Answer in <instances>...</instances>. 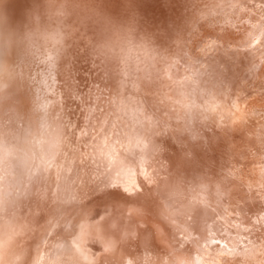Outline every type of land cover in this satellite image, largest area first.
I'll return each instance as SVG.
<instances>
[{
  "label": "bare ground",
  "instance_id": "6f19581e",
  "mask_svg": "<svg viewBox=\"0 0 264 264\" xmlns=\"http://www.w3.org/2000/svg\"><path fill=\"white\" fill-rule=\"evenodd\" d=\"M6 1L0 0V264H164L168 250L162 251L163 246L158 241L161 240V244L165 245L167 236L171 235L173 242H180L187 234L192 241V245L186 244V250L189 249L191 254L189 258H185L189 264H264V209L262 211L257 206L264 205V200H261L264 194V171L258 170L264 166V160L250 157L252 154L258 155L257 151L247 149L244 153L239 147L229 143L234 139L240 142L241 129L245 131L246 146L255 148L262 143L260 139L264 131L258 132L256 128L258 124L264 126V117H260L258 111L260 104H249L247 101L251 110L244 113L242 107L244 111L239 109L233 115L230 108L224 106L222 115L221 112L219 115L226 118V127L230 130L238 129V132L234 135L233 131L234 136H231L223 131V136L217 126L207 128V124L201 129L204 125H199L198 119L201 120L203 116L199 115L201 113L197 106L191 105V99L182 97L184 81L188 77L186 80L184 77L174 79L173 86L170 85L171 88L168 89L167 85L165 92L159 89L163 84L160 67L154 68V76L150 72L149 76L153 78L148 82V73L144 70L147 63L144 68L136 66V70L144 75H140L142 77L136 71H131L130 75L129 70L119 67L121 61L113 57L116 55L118 58L120 55H112L114 50L119 49H115L119 45V37L117 40L110 38L111 42L108 43L103 41L107 39L106 36L104 38L101 35L103 37L99 38V35H106L110 31L114 17L116 19L118 16L117 19L120 20L119 15L124 16L123 12L119 13L118 8L127 11L139 0H90L89 4L84 0H56L53 9L46 6L43 14H49L59 7L66 15L60 17V14L49 19L41 18L40 13L33 15L29 22H23L27 9L22 15L9 10L11 8L10 5L6 7ZM174 2L166 4L161 1L156 6L155 13H148L153 14L158 24L155 25L152 21L150 23L145 16L147 21L141 19L134 22L133 26L130 25V28L126 24L122 29L124 32L127 30L128 36L134 39L144 35L149 37L147 41L144 36L146 41L142 39L141 44L138 42L137 49L139 44L147 46L149 43L154 44L152 47L155 46L157 50L162 49L165 37L160 42L158 38L167 34L170 25L166 23L179 26V20L184 19L187 10H190L186 6L181 7L182 1ZM195 4L199 9L195 6V11L191 13L193 26L182 33L183 40L192 42L189 41L188 47L181 50L182 55H178L180 59L184 56L185 61L192 58L194 49H201L208 42L225 48L234 47L242 39L240 34L248 31L249 25L254 29L253 34L264 30V0H196ZM114 9L119 15L111 14L110 10ZM137 10L135 9L136 12ZM249 12H254L251 20L242 19ZM124 19L128 18L124 16ZM106 22L109 24L106 25ZM98 24L109 27L100 29ZM131 29L133 30L130 31ZM252 33L249 34L251 37ZM188 35L190 38H187ZM107 36L110 37V34ZM120 44L122 47V43ZM213 44L210 43L211 46ZM142 47L144 48L141 46V49ZM149 50L147 53L150 54ZM198 52L197 55L200 56L202 52ZM206 54L207 57L208 53ZM213 54L218 55L216 51ZM230 56L226 60L234 59L232 53ZM141 58L140 56L138 60L141 61ZM247 59L252 60L253 57ZM87 63L92 64L94 70ZM95 63L99 65L96 67ZM263 63L264 59L256 64L261 66ZM175 64L180 74L187 71L181 68L183 64L185 66L182 61ZM200 64L199 68L206 65ZM256 64L254 70H258ZM150 65H147L149 70L153 69L149 68ZM213 65L216 67V63ZM129 66L125 65V69H130ZM98 68L103 69V75L98 73ZM217 70L214 72L219 75ZM135 73L139 76V83L134 79L135 76L131 77ZM88 74L89 81H94L85 84V75ZM96 74L100 77H96ZM247 75L245 76L248 77ZM260 75L264 76V71ZM130 77L135 80V85L136 82L139 84L138 89L142 95L134 103V112L133 109L126 111L122 108L124 104H132L128 96L131 88L128 89V81L126 82ZM238 77L235 79L238 80ZM220 80L217 85H221L224 79ZM93 82L92 93L90 86ZM192 86L193 82L190 88H195ZM224 89H228L227 92L230 93L227 85ZM151 90L153 95H150ZM85 92L86 98L83 97ZM6 95L9 96L5 97ZM227 95L224 94L225 97ZM233 96L236 98V95ZM87 99L90 102H86ZM216 99L219 102L217 97ZM96 101L99 102L98 105ZM256 112L258 113L254 115ZM111 114H118L121 118L119 120H122L118 123L123 125L127 122V127L130 121L128 119H131L132 129L121 134L120 124L118 134L113 130V133L109 131L104 134L102 130L105 128L102 126L103 129L100 128L101 131L97 132L95 127L101 115L105 117V121L103 117L100 121H104L106 125L109 123V118L106 117ZM150 115L152 119L148 117ZM161 115L162 118L164 116L171 119V122L175 120L176 128L171 127L172 125L166 127L161 121ZM175 115L178 120L171 118ZM9 117L15 122L12 130L7 129ZM210 117L212 120L213 117ZM189 123L194 127L192 130L195 134L186 127ZM227 132H230L229 129ZM220 139H224V143ZM222 149L230 154L231 159L237 157L233 161L236 167L231 166L230 172L220 174L217 171L216 154H221ZM262 149L263 147L260 150ZM206 178L211 182L222 180L216 187L219 190L214 187L216 182L215 185L212 184L214 188L207 187ZM223 183H227L232 190L220 189V184ZM254 210H258L259 215L252 216L250 212L254 213ZM234 215L239 218L240 223ZM215 225L222 231L219 239H225L228 243H214L216 238L210 241L199 239L200 234L202 236L208 229L215 230ZM175 257L178 260L176 255ZM182 262L185 263V260H179V263Z\"/></svg>",
  "mask_w": 264,
  "mask_h": 264
},
{
  "label": "rangeland",
  "instance_id": "374dc122",
  "mask_svg": "<svg viewBox=\"0 0 264 264\" xmlns=\"http://www.w3.org/2000/svg\"><path fill=\"white\" fill-rule=\"evenodd\" d=\"M81 1V0H80ZM87 4H89V2H90V0H84ZM116 1H119V0H116ZM140 2H138V3H136L135 5H132V6H130L129 8H128V10L126 11V9H125V11H124V9H121L120 10V8H118L119 9V13H121V12H123V14H124V16H125V18H128V19H124V16H121V15H119L117 12L118 11H116V9H114V10H110L111 11V14H117V15H119L120 17H119V19L120 20H118L117 18H118V16H117V18L116 19H112L113 21H114V23H113V25H112V27L110 28V33L108 32L106 35H104L103 33L102 34H100L99 35V38H101V37H103L104 36V38H106L107 37V39L106 40H104L103 39V41H108V43H110L111 42V39H116L117 37H119V38H117V39H120V40H118L117 41V43L121 46V44L120 43H122V47H120L119 45H118V47H116L115 49H118V50H114V53L112 54V55H115V54H117L118 56L120 55V57L122 58V57H124L122 60L126 63H124L126 66H129V64H130V61L132 62V64H130V66H129V68L130 69H128V67H126V69H125V65L123 64V61L121 60V58L120 57H118L117 58V56L115 57H113V58H115V59H117V61L118 60H120L121 62H120V65H119V63L117 62V64L119 65V67H121L123 70H129V74L131 75L132 73H130L131 71L133 72V71H136V73H139V76L140 75H142V76H144L143 74H141L140 72H138L137 70H136V68L138 67V66H141L142 68H144V66L146 65V63H147V65H150V63L152 62V64L150 65L151 67H149V68H153V69H148V66L146 65L145 66V68H144V70H145V72L146 73H148V75H146V76H148V80H147V78H146V81L148 82L149 80H151V77L153 78V76H154V73H152V71H155V69L154 68H158V67H160L159 68V71L162 73V75H163V81H161V84H162V86L160 85L158 88L160 89V90H162V91H165V89L168 87L167 85H169V87H168V89L169 88H171L170 87V85L171 86H173L172 84V81H174V79H178V78H180V77H184L183 79H185L186 80V78H187V81H184V85H183V88H182V94H183V98L184 99H186V100H192V101H189V102H191V105H195V106H197V109H198V111H200V113L201 114H199V115H202L203 116V118H201V120L200 119H198L199 121H200V123H199V125H202V123H203V125L204 126H202V128L201 129H203L207 124V128H210V126H217V128H218V130H220V132H222L223 134V136H225V133L224 132H226L228 135L230 134L231 136H234L235 135V133L236 132H238V129H237V131H236V129H231L230 130V128H228V126L226 127V122H225V119L226 118H224V116L223 117H221L219 114H220V112H221V115H222V109H224V108H227V109H229V110H231V113H232V115L235 113V112H237V110H239L240 109V111H242L243 109L245 110H243L244 111V113L245 112H247V111H250L251 109L248 107L249 105L247 104V101H248V103L249 104H251V103H258V104H260V108L258 109V111H259V113H260V117H264V115H263V112H262V110L264 109L263 107H264V76H261L260 74H261V72L262 71H264V63L260 66V65H258V64H256V63H258V62H260V61H262L263 59H264V36H263V34H264V30H262V31H260L259 30V33L258 34H253L252 33V31L254 30H252V28L250 27V25H249V29H248V31H245V35L242 33V35L240 34V36L242 37V39H241V41H239L238 42V44H235L234 45V47H228V48H225V47H222V46H219L218 44H216V43H214V42H208L206 45L205 44H203V46H201V49H199L200 47H198V48H196L197 46H196V43H195V46H194V48H196V49H194V51L192 52V53H194L193 54V56H191L192 58L191 59H186V61H185V58H184V56H183V59H182V57H181V59L179 58L181 55H182V51L183 50H185L188 46V44H189V41H188V39L187 40H183L184 39V37H182V33H184L185 31L187 32V31H189L190 30V27L191 26H193V23H194V20H191L192 19V17H193V15L191 14V13H193V11H195V8L197 7H199V6H197L196 4H195V1L194 0H179V1H182V5H181V7L182 6H186L187 8H189L190 10H187V15L185 16V20L184 19H180L179 21V28L175 25V23L172 25V24H170V23H166V24H168V25H170L169 26V29H168V32H167V34H165V36H162L161 38L159 37L158 38V41L160 42V40L163 38V37H165V41H163V47H162V49H159V47H158V49L160 50H157L156 48H155V46H154V48L152 47L154 44H152V43H149V44H146L147 46H145V45H141V46H144V48L145 47H147V48H143L142 47V49H141V46H140V44H141V42H142V39L144 38V36H145V38H146V40L148 41L149 40V37H147L146 35H144L143 37H138L137 39H134V37H130V36H128V33L126 32H124L123 30H124V28H125V26H126V24L128 25V27L130 28V25L131 26H133L134 25V22H136V21H138V20H143V21H147V19L146 18H148V20L150 21V23H151V21H152V23L153 24H158L157 22V20H156V18H153V14H149L148 15V13L150 12V11H152L151 13H155V8H156V6L158 5V4H160L161 3V1L162 2H165L166 4H174L175 2L174 1H177V0H147V1H145V0H139ZM142 1H145V2H142ZM152 1V2H151ZM7 3V5H6V7L7 6H9L10 5V8L11 9H9V10H14L15 12H17V13H20V14H24L26 11H27V13H25L24 14V18L25 19H23V22H29L30 20V18H33V15H37V14H40L41 15V18H49V19H53V18H56V17H58L60 14V17L64 14V15H66V13H63L62 11H60V8L59 7H57V8H55V9H57V10H53L51 13H49V14H43V13H45V12H43V11H45V9H46V6H47V8H49L50 6H51V8L53 9V7L52 6H54L55 5V3H56V0H7L6 1ZM48 2V3H47ZM85 2H83V3H85ZM120 2V1H119ZM150 3L149 4V6L147 5V3ZM140 3H142V4H140ZM146 3V4H145ZM21 4V5H20ZM116 4H118V3H116ZM144 4V7L142 6ZM204 4V3H203ZM243 4V3H242ZM24 7H23V6ZM44 5H45V7H44ZM249 5H251V4H249ZM58 6H60V5H58ZM115 6H118V5H115ZM196 6V7H195ZM29 7V8H28ZM33 7V8H32ZM37 7V8H36ZM133 8V9H130V8ZM140 7V8H139ZM149 7V8H148ZM142 8H143V10H142ZM27 9V10H26ZM135 9L137 10V9H140V11L139 10H137V12L135 11ZM146 9H147V11H146ZM182 9V8H181ZM181 9H178V10H181ZM199 9V8H198ZM24 12H23V11ZM26 10V11H25ZM60 11V12H59ZM121 11V12H120ZM102 12V11H101ZM125 12V13H124ZM129 12H131V13H129ZM133 12H136V13H133ZM56 13V14H55ZM59 13V14H58ZM105 13V12H104ZM147 15H146V14ZM254 13V12H253ZM253 13H247V15L246 14H244L245 16L242 18V19H247V18H249L250 20H251V18H252V14ZM22 14V15H23ZM55 14V15H54ZM25 15H26V17H25ZM39 15V16H40ZM126 15H127V17H126ZM145 16H146V18H145ZM71 17V16H70ZM125 20V21H123V19ZM151 19V20H150ZM123 22H122V21ZM105 21V20H104ZM183 21H185L184 23H183ZM189 21V22H188ZM246 21H248L249 22V20H246ZM108 22H106V25H108L107 24ZM119 23V24H118ZM124 23V24H123ZM182 23V24H181ZM253 23V22H252ZM99 25V24H98ZM106 25H99L98 27H100V29H106L107 27H109V26H107L106 28H105V26ZM165 26V24L163 25V27ZM174 27L176 28V29H174ZM159 28V27H158ZM157 28V29H158ZM192 28V27H191ZM24 29H26V28H24ZM24 29H22L23 30V33H26L25 32V30ZM123 29V30H122ZM157 29L156 30H154V31H157ZM167 29V28H166ZM179 29V30H178ZM183 29H185V30H183ZM195 29V28H194ZM194 29H193V31H194ZM133 29H131L130 31H132ZM178 30V31H177ZM160 31V30H159ZM113 32H114V34H113ZM117 32H119V34L117 35ZM172 32V33H171ZM177 32V33H176ZM185 32V33H186ZM30 33V32H29ZM33 33V32H32ZM252 33V37L249 35V34H251ZM22 34V33H21ZM110 34V37L109 36H107V35H109ZM131 34V33H130ZM262 34V35H261ZM19 35V34H18ZM101 35H103V36H101ZM115 35V36H114ZM122 35H123V37H122ZM249 35V36H248ZM11 36V35H10ZM101 36V37H100ZM106 36V37H105ZM127 36V37H126ZM244 37V38H243ZM14 38V37H13ZM111 38V39H110ZM123 38H125V40L123 39ZM144 38V39H145ZM180 38H181V40H180ZM183 38V39H182ZM187 38H190V35H188L187 36ZM246 38V39H245ZM108 39H110V40H108ZM116 39V40H117ZM128 39V40H127ZM143 39V40H144ZM215 39V38H214ZM248 39V40H247ZM116 40H115V42H116ZM146 40H144V41H146ZM163 40V39H162ZM161 40V41H162ZM180 40V41H179ZM196 41H197V39H195ZM255 40V41H254ZM110 41V42H109ZM125 41V42H124ZM132 41V42H131ZM178 43V45H179V47H178V45H177V43ZM182 41H184V43L182 42ZM214 41V40H213ZM128 42V43H127ZM138 42L140 43L139 44V46H138V49L140 48V50H138L136 47H137V44H138ZM190 42H192V40L190 41ZM125 43V44H124ZM132 45H135V46H132ZM135 43V44H134ZM210 43L211 44H213V46H211L210 45ZM248 43V44H247ZM251 43V44H250ZM255 43V44H254ZM116 44V43H115ZM151 45V47H149L148 48V46H150ZM162 45V44H161ZM182 45V46H181ZM186 45V46H185ZM208 45V46H207ZM116 46V45H115ZM184 46V47H183ZM209 46H211V47H209ZM238 46V47H237ZM213 47V48H212ZM215 47V48H214ZM217 47V48H216ZM245 47H246V49H245ZM122 48V49H121ZM124 48H125V51H124ZM129 48L131 49V52H133V53H131V52H129ZM179 48V49H178ZM202 48H205V49H202ZM208 48V49H207ZM211 48H212V50H211ZM234 48V49H233ZM252 50H251V49ZM137 49V50H136ZM148 49H150L149 51L151 52L150 54L149 53H147L148 52ZM154 49V50H153ZM213 49L216 51V54H218V55H216L215 56V54H213V53H215V51H213ZM218 50V52L219 53H221V54H219L218 52H217V50ZM224 49V50H223ZM245 49V50H244ZM248 49L250 50V51H248ZM124 51V53H123V51ZM147 50V51H146ZM180 50V51H179ZM182 50V51H181ZM201 50V51H200ZM226 50H228V51H226ZM263 50V51H262ZM128 51V52H127ZM138 51H141V52H138ZM154 51V52H153ZM202 52V53H200L201 55L200 56H198L197 55V52ZM207 51V52H206ZM213 51V52H212ZM235 51V52H234ZM144 52V53H143ZM147 54H146V53ZM178 52H180V54L178 53ZM198 52V53H199ZM208 53V56L206 57V53ZM212 52V53H211ZM224 52V53H223ZM126 53H129V55L128 54H126ZM153 53H155L154 55H153ZM172 55H171V54ZM204 53V54H203ZM227 53V54H226ZM233 54L234 56V59L233 60H226V57L228 56V58H230L231 56H230V54ZM249 53V54H248ZM255 53H256V55H255ZM257 53H259V55H257ZM122 54V55H121ZM143 54V55H142ZM197 56H196V55ZM211 54V55H210ZM111 55V54H110ZM124 55H126V56H124ZM152 55V56H151ZM178 55H180V56H178ZM227 55V56H226ZM129 57V56H131V57H129V58H126V57ZM133 56V57H132ZM139 56V57H138ZM140 56L142 57L141 59V61H139L140 60ZM146 56H148V59H147V57ZM169 56V57H168ZM202 56H204L203 58H201ZM213 56H215V57H213ZM239 56V57H238ZM243 58H242V57ZM246 56V57H245ZM49 57V56H48ZM154 57V58H153ZM194 57V58H193ZM198 57V58H197ZM211 58L210 60L211 61H209V58ZM218 57V58H217ZM242 59H241V58ZM248 57H253V59L252 60H249V59H247ZM131 58H133L134 59V61H133V59H131ZM159 58V59H158ZM200 58V59H199ZM208 58V59H207ZM213 58V59H212ZM216 58V59H215ZM240 58V59H239ZM258 58H260V60L258 59ZM263 58V59H262ZM49 59H50V63H52V60H51V58L49 57ZM129 59V60H128ZM131 59V60H130ZM139 59V60H138ZM145 59V60H144ZM170 59V60H169ZM195 60V61H193V60ZM203 59H204V62H203ZM217 59H218V61L220 62H218L217 61ZM221 59V60H220ZM246 60V62H245V60ZM258 59V60H257ZM54 60V59H53ZM129 61V63H128V61ZM156 62H155V61ZM162 60V61H161ZM184 60V61H183ZM194 62H192V61ZM236 60H238V61H236ZM239 60L241 61V62H239ZM244 60V61H243ZM102 60H100V62H101ZM145 61V62H144ZM154 61V62H153ZM158 61V62H157ZM180 61H182L183 63H185V66H184V64L181 66V68L183 69V70H186L187 69V71H185L186 72V74H185V72H181V74H180V72L179 71H177L176 70V68H175V66H176V64H175V62H179L180 63ZM189 61H190V64H189ZM200 61V62H199ZM207 61V63H205ZM210 63H209V62ZM215 61V62H214ZM235 61V62H234ZM250 63H249V62ZM258 61V62H257ZM99 62V63H100ZM135 62V65L133 64ZM143 62V63H142ZM150 62V63H149ZM160 62V64H158ZM192 62V63H191ZM195 62H196V65H195ZM219 63V66L217 67V65H218V63ZM236 62H238V63H236ZM127 63H128V65H127ZM149 63V64H148ZM163 63V64H162ZM201 63V64H200ZM209 63V64H208ZM214 63H216V67H215V65H213ZM244 63V64H243ZM88 65H89V68L91 69V70H94V67H93V65L92 64H90V63H87ZM86 64V65H87ZM122 64H123V66H122ZM154 64H155V67H153L154 66ZM188 64V65H187ZM191 64H193V65H191ZM199 64H200V66H202V64L204 65V64H206V65H204V66H202V68H199ZM227 65V66H224V65ZM238 64L240 65V66H238ZM254 64H256V67H257V65H258V70H254L253 69V67H255V65ZM99 64L98 63H95V66L97 67ZM135 66V68H134V66ZM153 65V66H152ZM169 65H171V66H169ZM208 65V66H207ZM233 65V66H232ZM137 66V67H136ZM173 66V67H172ZM222 66H223V68H222ZM232 66V67H231ZM238 66V67H237ZM247 66V67H246ZM132 67V68H131ZM164 67V68H163ZM184 67V68H183ZM191 67V68H190ZM206 67H208V68H206ZM240 67V68H239ZM140 68V67H139ZM138 68V69H139ZM142 68H140V69H142ZM169 68V69H168ZM172 68H174V69H172ZM198 70H197V69ZM219 68V70H217ZM225 68H227L226 70H225ZM238 68V69H237ZM134 69V70H133ZM146 69H148L149 70V72H147L146 71ZM209 69V70H208ZM220 69H222V70H220ZM225 71H224V70ZM248 69V70H247ZM166 70V71H165ZM193 70V71H192ZM218 71L219 73V75H217V73H215L214 71ZM231 70H232V72H231ZM234 70V71H233ZM172 71V72H171ZM195 71V72H194ZM221 71V72H220ZM227 71V72H226ZM152 74H151V73ZM178 72V73H177ZM202 72V73H201ZM207 72H209L208 74H207ZM238 74H237V73ZM98 73H102V74H100V75H103V69H101V68H98ZM135 73V75H133V76H131L132 78H134V76H135V80L137 81V80H139V76H138V74H136ZM166 73V74H165ZM173 75H172V74ZM190 73V74H189ZM196 73V74H195ZM199 73V74H198ZM243 73V74H242ZM250 76V75H252V76H248L247 74ZM250 73H252V74H250ZM254 73V74H253ZM258 73V74H257ZM105 74V73H104ZM153 75V76H149V75ZM184 74L186 75V77L184 76ZM205 74V75H204ZM222 74V75H221ZM231 74H233L232 75V77H230L231 76ZM235 74H237L236 76H235ZM97 76L96 77H100V75L99 74H96ZM166 75V76H165ZM203 76V78H201L202 76ZM224 75V76H223ZM230 75V76H229ZM243 75V76H242ZM245 75H247L248 77H249V79H248V77H246ZM138 76V77H137ZM142 76H140V77H142ZM169 76H170V78H169ZM175 76V77H174ZM211 77V79H210V77ZM213 76V77H212ZM216 76H218V78L216 77ZM239 76V77H238ZM241 76V77H240ZM96 77H94V78H96ZM130 77V78H131ZM173 77V78H172ZM198 77H200V79L198 78ZM207 77V78H206ZM222 79H224V80H222V82H221V85L220 84H216L217 82L218 83H220V79L221 78ZM235 77H238V80L237 79H235ZM243 77V78H242ZM245 77V78H244ZM257 77H259V78H257ZM93 78V79H94ZM130 78H128L127 80H126V82L128 83L127 84V86L129 87L128 89L130 90V88H131V90H130V94L128 95L129 96V98H131V100H132V104H124L123 106H122V108L123 109H125L126 111H128V110H132L133 109V112L135 111L134 109H135V107H134V103H137L138 101H137V99H140V98H137V97H139V95H141L140 94V92H139V89H138V83L136 82V85H135V80L134 79H130ZM138 78V79H137ZM150 78V79H149ZM172 78V79H171ZM191 78V79H190ZM196 78H198L197 80H196ZM205 78L207 79V80H205ZM257 80V82H256V80ZM130 79V80H129ZM214 79V80H213ZM226 79V80H225ZM233 79V81H231ZM241 79V80H240ZM263 79V82H260L261 80ZM209 80V82H207ZM211 80V81H210ZM213 80V81H212ZM240 80V81H239ZM244 80L246 81V82H244ZM249 80V81H248ZM89 81V74L88 75H85V84L87 83ZM92 81H94V80H90L89 82H92ZM130 81V82H129ZM166 81V82H165ZM190 81V82H189ZM196 81H197V84H196ZM225 81H227L226 82V84H224V82ZM150 82H152V81H150ZM192 82H193V86H192V88L193 87H195V88H193V89H191L190 88V86L192 85ZM233 82H235V83H233ZM131 83H132V85H131ZM231 83V84H230ZM259 83H261V84H259ZM93 84H94V82L91 84V86H90V89H91V92L93 93ZM189 84H190V86H189ZM214 84V85H213ZM215 84L217 85L216 87H215ZM234 84V85H233ZM98 85V84H97ZM152 85H153V82H152ZM204 85V86H203ZM211 85V86H210ZM223 85H225V86H223ZM226 85L229 87V89H230V93H232V94H230V93H228L227 92V90L225 91V87H226ZM237 85V86H236ZM242 85V86H241ZM151 86V85H150ZM166 86V87H165ZM232 86V87H231ZM210 87H211V89H210ZM218 87H219V89H218ZM223 89H222V88ZM263 87V88H262ZM199 88V89H198ZM262 88V89H261ZM150 89H152L151 87H150ZM164 89V90H163ZM185 89V90H184ZM191 89V90H190ZM195 89V90H194ZM218 89V90H217ZM235 89H237V91L235 90ZM258 89V90H257ZM128 90V91H129ZM133 90V91H132ZM199 90V92L201 91V90H204V91H201V93H199V92H197ZM206 90V91H205ZM213 90H215L214 92H212ZM153 90H151V91H149L150 92V95H153V92H152ZM190 91V92H189ZM192 91V92H191ZM193 91H196L195 93L197 94H194V92ZM218 91V92H217ZM221 91V92H220ZM232 91V92H231ZM239 91V92H238ZM260 91V92H259ZM3 92H5V91H3ZM2 92V93H3ZM149 92L147 93V94H149ZM166 92V91H165ZM242 92V93H241ZM185 93V94H184ZM188 93V94H187ZM220 93V94H219ZM235 93V94H234ZM6 94H7V92H6ZM215 94V95H214ZM224 94H225V96L227 95V97H225L224 96ZM239 94V95H238ZM196 95V96H195ZM208 95V96H207ZM222 95V96H221ZM233 95H236V98H238V99H236L235 98V96H233ZM252 97H251V96ZM9 95H6L5 97H8ZM101 96H103V95H101ZM222 98H221V97ZM223 96H224V98H223ZM83 97L84 98H86L87 97V94H86V92L83 94ZM104 97V96H103ZM140 97H142V95L140 96ZM188 97H189V99H188ZM216 97L218 98V101L219 102H217V99H216ZM232 97H234V98H232ZM0 98H1V95H0ZM195 98V99H194ZM197 98V99H196ZM209 98V99H208ZM241 98H243V100L241 99ZM259 98V99H258ZM208 99V100H207ZM234 99H236V100H234ZM9 100V99H8ZM203 100V101H202ZM230 100V101H229ZM232 100V101H231ZM245 100H246V102H245ZM253 100V101H252ZM255 100H256V102H255ZM258 100H260V101H258ZM213 101V102H212ZM225 101V102H224ZM234 101V102H233ZM244 101V102H243ZM86 102H90V100H86ZM97 102V105L99 104V102L98 101H96ZM238 102V103H237ZM217 103V104H216ZM247 104V106H245L246 104ZM223 106H222V105ZM236 104V105H235ZM107 107H109V103L107 102ZM218 105H219V107H218ZM221 105V106H220ZM241 105V106H240ZM211 106H213V107H211ZM214 106H216V107H214ZM225 106V107H224ZM231 106V107H230ZM240 106V107H239ZM224 107V108H223ZM242 107H243V109H242ZM139 108V107H138ZM143 108V107H142ZM208 108H210V109H208ZM214 108V109H213ZM218 108V109H217ZM97 109L99 110V111H101V108L100 107H97ZM144 109V108H143ZM207 109V110H206ZM213 110V111H212ZM216 112H215V111ZM220 110V111H219ZM212 111V112H211ZM214 112V113H213ZM219 112V113H218ZM258 112H256L254 115H256ZM108 114V113H107ZM110 114V113H109ZM146 114V113H145ZM207 115V116H206ZM219 115V117H218V119H217V116ZM114 116H117V117H114ZM210 116H212L213 117V119L211 120L210 118ZM215 116V117H214ZM250 116H251V114H250ZM250 116H248L249 118H252V117H250ZM103 115H101V119H99V121H98V123H97V125H96V127H95V129H97L96 131L98 132V131H101V129H103V128H105L104 130H102V132H104V134L106 133V132H109V131H111V133H113V132H116V134H118V132L117 131H119L120 129H121V126H120V124L122 125V120H119V119H121L119 116H118V114H111V115H107V117L106 118H109V123L107 122L106 123V125L107 126H109V127H107L106 125H105V117H103ZM150 119H152L153 117H151V115L150 116H148ZM161 118H162V115L160 116ZM207 117V118H206ZM171 118H173V119H176L177 118V116L175 115V116H172ZM102 119L104 120L103 122H101L102 121ZM160 119V118H159ZM164 119V120H163ZM206 119V120H205ZM101 120V121H100ZM128 120H130L129 122H128V127H127V122L126 123H124L123 125H122V129H123V127L124 126H126L127 128H125L124 127V129L122 130H120L121 131V134H122V132H124V131H127V130H130V128H131V119H128ZM161 120V119H160ZM176 120H178V118L176 119ZM219 120H221V121H219ZM253 120V119H252ZM113 122V124L111 125V123ZM118 121H121L120 123H118ZM161 121H163L164 122V124L166 125V127H168V125H169V127H170V125H172L171 127H175L176 128V122H175V120H172V122H171V119L170 120H168L167 118H165L164 116H163V118H162V120ZM207 121H209V122H207ZM214 122V124H212L213 122ZM218 121V122H217ZM254 121V120H253ZM8 122L9 123H7V125L9 126V128H7L8 130H12L14 127H15V122H14V120L12 119V117H9V120H8ZM204 122H206V124H204ZM104 123V124H103ZM170 123H174V124H170ZM219 125H218V124ZM99 124H101V125H99ZM104 126H103V125ZM115 124H118V125H115ZM19 125L20 126H22V124H20L19 123ZM99 125V126H98ZM224 125V126H223ZM259 125V126H258ZM258 125H256V126H258V127H256V126H254V128L256 127V128H258V132H263L264 131V126L263 125H261V124H258ZM103 128H102V127ZM113 126H115L116 127V129H114V127ZM119 126H120V128H119ZM209 126V127H208ZM118 127V128H117ZM162 127V126H161ZM186 127L187 128H190L191 129V131L190 132H194V134H195V131L194 130H192V129H194V127L192 126V124L191 123H189L188 124V126H187V124H186ZM221 127V128H220ZM99 128V129H98ZM101 128V129H100ZM132 129V128H131ZM226 129V130H225ZM229 129V131L230 132H227V130ZM107 130V131H106ZM112 130H113V132H112ZM196 130H198V129H196ZM119 131V132H120ZM224 131V132H223ZM233 131H235L234 132V135H233ZM241 132H242V135H241V137H240V142H237V140H235L234 139V141L233 140H231V141H229V143H230V145L231 146H237V147H239V149L240 150H242L244 153L246 152V150L248 149V150H253V151H257V152H259V153H257L258 155H255V154H252V156H250L251 158H256V159H263L264 160V134L262 135V138L260 139V142H262L261 144H259V145H257L255 148L254 147H250V146H246L245 145V142H246V138H245V136H244V134H245V131L243 130V129H241ZM257 132V133H258ZM256 133V132H255ZM115 133H114V135H116ZM111 135V134H110ZM150 135V134H149ZM196 135H197V133H196ZM194 137H195V135H194ZM242 138V139H241ZM233 139V138H232ZM204 140V139H203ZM200 141V140H199ZM205 141V140H204ZM241 141H243L242 143H241ZM220 142L221 143H224V139H220ZM202 143H204L203 141H202ZM232 143V144H231ZM236 143V144H235ZM199 144L200 145H202L200 142H199ZM242 144V145H241ZM205 145H207V144H205ZM241 145V146H240ZM219 147H221V145L219 146ZM226 147V146H225ZM224 147V148H225ZM263 147V149L262 150H260L261 148ZM226 150H224V149H222V152H221V154H216V155H218V159L216 160L217 162H218V168H217V171H218V173H220V174H223V172H230L231 170H230V168H231V166H232V168H235L236 167V164L233 162L234 160H235V158L237 157V156H235L234 157V160L233 159H231L230 158V154H228L227 152H225ZM250 154H251V152H250ZM249 154V155H250ZM220 155V156H219ZM223 155H224V157H223ZM229 155V156H228ZM248 155V154H247ZM222 156V157H221ZM222 159V160H221ZM212 164H214V165H217V163H212ZM233 170V169H232ZM258 170H260L261 172H263L264 171V166L263 167H261V168H259ZM263 170V171H262ZM203 175V174H202ZM229 175H230V173H229ZM259 177H263V176H260V175H258ZM264 179V178H263ZM207 181V184H208V186L207 187H213L214 185H215V182H216V186H214L215 187V189H217V190H219L218 188H216V187H218L219 186V183L222 181H209V179H205V182ZM211 183V184H210ZM222 183V182H221ZM212 184H214V185H212ZM218 184V185H217ZM221 186L219 187L220 189H225V188H229V190H232L230 187H229V185H227V183H223V185L222 184H220ZM226 185V186H225ZM213 187V188H214ZM261 200H264V194L261 196ZM220 202H222V200H220ZM264 202V201H263ZM257 206H259L260 207V209L263 211V209H264V205L263 204H258ZM215 212H216V209H215ZM254 213H252V212H250V214L252 215V216H255V215H259L258 214V210H254L253 211ZM254 214V215H253ZM235 216V215H234ZM235 218L239 221V223H240V220H239V218L237 217V216H235ZM215 221H218V220H215ZM219 222V221H218ZM236 223V222H235ZM219 224L220 225H222L220 222H219ZM224 224V223H223ZM219 225V226H220ZM228 227H231V226H229L228 224H226ZM215 227V230H213V231H211V230H207L206 232H204V234L201 236V234H200V236H199V239L201 240V239H204L205 241H210L211 239H215L214 240V243H220V242H227V241H225V239L224 240H222V239H219L220 238V236L222 235V234H220V232H222V231H220V229H219V227L217 226V225H215L214 226ZM233 235V233L231 234V236ZM171 236V235H170ZM170 236H167V241L165 242V245H162L161 244V240H159L158 241V243H159V245H161V246H163V248H161V250L162 251H164V250H168V252H166L167 253V257L165 256V259L163 260V263L164 264H166V262H167V264H189V262L185 259V258H189L190 257V253L188 252L189 251V249L188 250H186L187 249V245L186 244H188V243H190L191 245H192V241H191V238H190V235H186L187 237L185 238L184 236V238H183V240L181 239L180 240V242L179 241H174L173 242V240H171V238H172V236L170 237ZM230 236V235H229ZM182 237V236H181ZM189 237V238H188ZM172 239H174V238H172ZM180 239V238H179ZM168 242V243H167ZM170 242V243H169ZM171 242H173V243H175L174 245H173V243L171 244ZM178 242V243H177ZM176 243H177V245H176ZM181 243H182V245H181ZM228 243V242H227ZM170 245V247H167L168 245ZM176 245V246H175ZM182 246V247H181ZM176 249H175V248ZM180 250L182 251V254H180ZM170 251V252H169ZM172 251V252H171ZM175 252H177V253H175ZM185 252H187V254H184ZM175 253V254H174ZM201 253V252H200ZM173 254V255H172ZM179 256H181V255H183V256H181V257H179ZM193 254V253H192ZM175 255L178 257V260H177V258L175 257ZM182 257H184V258H182ZM180 258V259H179ZM176 259V260H175ZM185 260V263L184 262H182V263H179V260H180V262L181 261H183V260ZM171 260V261H170ZM174 261V262H173ZM198 264H200V262L198 263ZM201 264H203V263H201Z\"/></svg>",
  "mask_w": 264,
  "mask_h": 264
}]
</instances>
